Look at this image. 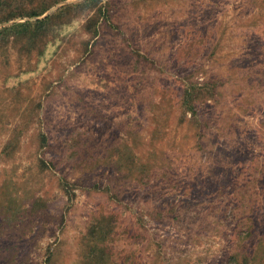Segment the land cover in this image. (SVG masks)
<instances>
[{
	"label": "rangeland",
	"instance_id": "rangeland-1",
	"mask_svg": "<svg viewBox=\"0 0 264 264\" xmlns=\"http://www.w3.org/2000/svg\"><path fill=\"white\" fill-rule=\"evenodd\" d=\"M64 21L44 53L0 41V264H82L98 212L146 264H264L258 227L242 238L264 222V0H98ZM212 77L193 119L183 90Z\"/></svg>",
	"mask_w": 264,
	"mask_h": 264
},
{
	"label": "trees",
	"instance_id": "trees-1",
	"mask_svg": "<svg viewBox=\"0 0 264 264\" xmlns=\"http://www.w3.org/2000/svg\"><path fill=\"white\" fill-rule=\"evenodd\" d=\"M61 1L64 0H40L32 7H27L26 4L22 2L19 6H13L11 9H2V7L5 6L3 2H0V10H2V13L0 14V23L17 17H39L50 7ZM97 1L98 0H82L81 2L70 3L60 8L56 13L48 15L44 18L14 22L13 24L4 26L0 28V41L8 43L11 40H15L24 46H27L28 49L31 50V48L37 46V42L40 40L44 47H42L39 52L41 51L44 53L46 39H44V41L43 39L41 40V38L48 34L46 31L49 32L51 30V34H53V28L55 25L66 24L64 16L71 10H92L95 8ZM110 18L109 9L106 6H101L97 9L96 13L89 16L85 21L83 25L84 30L93 36H96L99 33L100 24L102 22L109 21ZM221 83L222 82L219 79L212 77L207 80V82L203 83L199 88L196 84L192 83L185 87L183 90L182 104L185 107V110L192 114L193 119L197 118L200 113L199 99L202 98V96L206 99L214 98L218 90V86ZM202 133H204L203 129ZM42 144L45 147L49 145L45 134H42ZM259 173L261 175V180H263L264 165ZM9 227L10 226L6 224L5 216L0 217V242L5 239V232L9 229ZM245 227L248 232H246L244 235L245 237L242 238L245 239L249 236L255 237L256 233H254V230L256 231V227H258L257 230L261 233L259 235L260 245L264 247L262 244V241L264 240V222L261 221L256 224L255 220H250L246 223ZM121 228V218L119 213H95L92 216L87 231L82 238V249L83 251L86 250L82 264H146V262L144 263L143 260L138 258L141 254L139 250L133 249L134 247L127 243L120 244L119 240L121 239L123 240L129 236L136 238V236H132L134 231L132 230V226L128 225L123 231H121ZM8 249L10 248L0 244V261L3 259V256H6L7 253L5 252ZM259 250L260 249L256 252ZM255 254L256 253H254L252 257L256 258ZM259 259L262 263H264V257L261 256ZM236 260L237 257H231L229 263L232 261L236 262ZM254 264L261 263L255 262Z\"/></svg>",
	"mask_w": 264,
	"mask_h": 264
},
{
	"label": "water",
	"instance_id": "water-1",
	"mask_svg": "<svg viewBox=\"0 0 264 264\" xmlns=\"http://www.w3.org/2000/svg\"><path fill=\"white\" fill-rule=\"evenodd\" d=\"M71 2H73V1H71V0H67V1H64L63 2V4H70ZM55 8H57V7H55ZM54 8V9H55ZM53 9V10H54ZM50 13V11L49 12H47V13H45L43 16H41V17H32V18H25V19H16V20H14V21H20V20H37V19H40V18H44L45 16H47L48 14Z\"/></svg>",
	"mask_w": 264,
	"mask_h": 264
}]
</instances>
